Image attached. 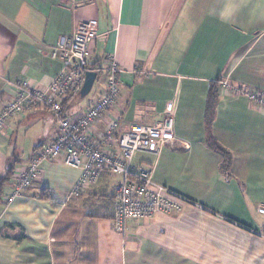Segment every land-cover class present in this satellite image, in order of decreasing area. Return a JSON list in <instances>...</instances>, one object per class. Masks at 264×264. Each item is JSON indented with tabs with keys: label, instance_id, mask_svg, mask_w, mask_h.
I'll return each mask as SVG.
<instances>
[{
	"label": "crops",
	"instance_id": "1",
	"mask_svg": "<svg viewBox=\"0 0 264 264\" xmlns=\"http://www.w3.org/2000/svg\"><path fill=\"white\" fill-rule=\"evenodd\" d=\"M86 22L97 25L87 56L96 77L87 96L64 104L65 117L100 99L113 59L117 101L81 135L99 146L116 123L103 151L117 155L121 134L135 124L160 125L169 107L174 141L156 154H134L131 165L151 167L152 183L180 198L169 212L128 221L118 234L114 190L122 177L102 173L69 198L80 171L50 161L6 204L34 152L59 134L51 112L24 107L0 127V264H264L257 211L264 206V111L220 86L264 92V0H0V113L20 83L50 84L63 70L55 46ZM217 81L210 135L228 157L207 144L206 101Z\"/></svg>",
	"mask_w": 264,
	"mask_h": 264
},
{
	"label": "built area",
	"instance_id": "2",
	"mask_svg": "<svg viewBox=\"0 0 264 264\" xmlns=\"http://www.w3.org/2000/svg\"><path fill=\"white\" fill-rule=\"evenodd\" d=\"M97 37L94 22L79 23L72 35L61 38L54 48L53 57H58L63 70L57 74L43 90L32 88L25 82L15 86V99L0 113V127L4 121L24 107L36 106L51 112L58 124L59 134L49 143L37 149L28 165L17 176L12 191L4 202L11 204L33 186L41 175V166L50 161H60L64 166L77 169L80 175L69 193L77 197L83 190L97 183L102 173L121 176L123 183L114 190L115 211L112 219L113 230L118 234L126 231L128 221L149 220L157 213L169 212L174 207L172 199L180 197L168 189L152 183L151 167H132L131 160L136 153L156 154L165 144L174 141V118L171 109L158 126L133 125L116 140L117 155L107 153L105 146L111 147L117 124L107 126L98 145L88 144L82 132L101 120L118 98L119 68L113 59L106 62L104 72L108 79L102 96L84 114L65 117V103L80 96L85 75L90 72L87 63L88 49ZM221 92L245 96L258 110L264 111V92L232 87L221 83ZM264 216V206L257 209Z\"/></svg>",
	"mask_w": 264,
	"mask_h": 264
},
{
	"label": "trees",
	"instance_id": "3",
	"mask_svg": "<svg viewBox=\"0 0 264 264\" xmlns=\"http://www.w3.org/2000/svg\"><path fill=\"white\" fill-rule=\"evenodd\" d=\"M94 68V66H91ZM99 70V69H98ZM221 83V81L215 82L209 90L208 96H207V101H206V108H205V115H204V120H205V126L207 127V144L209 148H211L213 151H215L217 154L223 157H228L227 152L223 150L211 137L210 135V124L212 122L213 118V110L217 101V96H218V86ZM228 161V160H227ZM7 181V178L3 179L1 182V188L3 187L4 182ZM1 199V197H0Z\"/></svg>",
	"mask_w": 264,
	"mask_h": 264
},
{
	"label": "water",
	"instance_id": "4",
	"mask_svg": "<svg viewBox=\"0 0 264 264\" xmlns=\"http://www.w3.org/2000/svg\"><path fill=\"white\" fill-rule=\"evenodd\" d=\"M96 75L92 72H88L85 75V81H84V85L80 91V97L84 98L85 96H87L93 86L94 80H95Z\"/></svg>",
	"mask_w": 264,
	"mask_h": 264
},
{
	"label": "rangeland",
	"instance_id": "5",
	"mask_svg": "<svg viewBox=\"0 0 264 264\" xmlns=\"http://www.w3.org/2000/svg\"><path fill=\"white\" fill-rule=\"evenodd\" d=\"M95 88H96V86H95ZM95 88H94V89H95Z\"/></svg>",
	"mask_w": 264,
	"mask_h": 264
}]
</instances>
